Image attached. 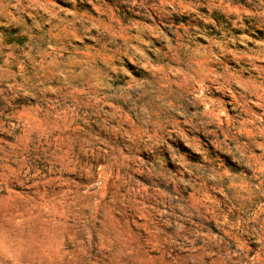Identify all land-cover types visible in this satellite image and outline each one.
<instances>
[{"label":"rangeland","instance_id":"rangeland-1","mask_svg":"<svg viewBox=\"0 0 264 264\" xmlns=\"http://www.w3.org/2000/svg\"><path fill=\"white\" fill-rule=\"evenodd\" d=\"M0 264H264V0H0Z\"/></svg>","mask_w":264,"mask_h":264},{"label":"trees","instance_id":"trees-1","mask_svg":"<svg viewBox=\"0 0 264 264\" xmlns=\"http://www.w3.org/2000/svg\"><path fill=\"white\" fill-rule=\"evenodd\" d=\"M18 40V39H17Z\"/></svg>","mask_w":264,"mask_h":264}]
</instances>
